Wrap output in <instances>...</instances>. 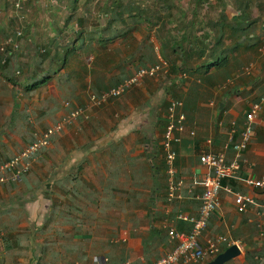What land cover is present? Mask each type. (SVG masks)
Listing matches in <instances>:
<instances>
[{
    "label": "crops",
    "instance_id": "1",
    "mask_svg": "<svg viewBox=\"0 0 264 264\" xmlns=\"http://www.w3.org/2000/svg\"><path fill=\"white\" fill-rule=\"evenodd\" d=\"M185 1L162 4L151 17L127 12L123 19L114 21L108 7L119 0H106L98 11L90 7L72 11L67 16L69 21L49 25L48 34L38 40L26 41L24 32L21 42L32 49L33 55L29 57L24 50L19 63L40 64L28 76L0 67V164L33 142L45 130V124L59 117L62 108L68 111L67 101L71 105L89 104L92 93L118 85L142 66L165 60L162 47L166 45L167 60L177 59L180 67L190 70L173 74L169 85L185 79L166 93L169 105L174 95L180 98L176 100L183 102L187 117V130L177 145L175 162L178 176L185 182L184 198L167 202V165L163 169L153 161L147 168L146 181L131 180L124 193L115 165H102L103 172L110 169L106 182H102V196L93 195L77 174L81 165L72 166L67 175L52 181L37 178L45 171L43 160L48 159V147L44 148L32 173L22 181L0 187V264H150L173 249L175 243L168 235L170 226L178 231L190 230V224L178 219L177 214L197 215L200 209V180L208 172L199 161L200 154L223 152L228 159L234 157L230 133L235 127L234 141L240 139L246 112L264 94V51L253 58L248 55L251 45L264 44V0H211L214 9L210 16L202 13L204 0ZM61 16L63 13L59 12L58 18ZM238 18L253 22V42L241 30L234 31ZM26 20L27 28L30 21ZM50 43L55 46L53 49L61 46L64 50H52L38 57L36 48ZM203 43L210 44L209 50L218 44L225 50L224 59L219 62L220 74H216V62L208 71L215 76L213 79H200L199 66L205 58ZM236 43H242L239 52L233 50ZM169 45L179 46L178 54H173ZM253 68L254 80L249 76ZM158 76H147L139 85L147 100L136 106L146 115L152 109L151 97L160 91ZM251 80H259L263 87H255ZM116 98L104 104L112 101L107 104L110 107ZM167 113H157L142 122L150 128L151 124L161 127L158 121L167 120ZM105 115L115 117L117 112L110 110ZM123 121L113 122L108 129L102 127V152L114 154L117 141L133 131L129 121V127L124 129ZM188 129H194L195 135H190ZM253 129L252 140L240 158V170L223 184L251 195L256 204L240 212L233 194L221 188L220 206L201 237L203 242L207 237L223 234L242 243L240 255L223 264H264V189L247 183L250 178L264 175V105ZM226 248L227 244L221 243L214 256L190 264H206Z\"/></svg>",
    "mask_w": 264,
    "mask_h": 264
},
{
    "label": "rangeland",
    "instance_id": "2",
    "mask_svg": "<svg viewBox=\"0 0 264 264\" xmlns=\"http://www.w3.org/2000/svg\"><path fill=\"white\" fill-rule=\"evenodd\" d=\"M104 1L106 0H80L78 4H74L73 0H38V2L37 0H29L25 2L27 5L25 14H27L28 21L30 22H28L29 29L24 31L26 36L24 38H26V41H28L29 38L35 41L43 36L45 37L49 32L48 26L66 20L67 16L74 10V7L75 11H81L87 7L98 11L100 10V6L102 7ZM107 1L116 3L118 0H115V2H113L114 0ZM170 1L137 0V3H139L137 5L145 9L146 16L151 17L154 11L158 13L159 8L163 7L162 4L166 5ZM180 1L183 3L185 0H179V2ZM14 2L15 0H0V42H4V40H6V34L14 31L15 26L18 24L11 22V13H16L17 11L14 7ZM202 5V13L210 16V11L214 9L212 7L214 4L211 6V0H204ZM59 12L63 13L60 19L58 18ZM50 22H52V24H50ZM34 29H37L36 32ZM18 41L21 47L28 51L29 57H31L33 55L32 49L25 46V43L21 42V39ZM238 49L239 47L234 50L239 52ZM263 51L264 44H254L248 48V55L253 58L254 55L262 53ZM248 66H250V64ZM254 69L256 70V68H253L249 74L252 79L255 76ZM163 75H165L164 78ZM244 76L247 75L245 74ZM253 80H251V83L255 87L261 83H258L259 80L256 82ZM167 81L166 74L163 72L160 73L158 81L156 82L159 87L158 90L160 91L151 97L152 101L150 104L152 109H148L150 114L147 115L146 113H142L143 109L141 107L136 106V104L140 106L144 100H147V97L144 95L145 93L141 90V86L131 87L120 97L116 98L115 102L112 103L110 107H108L107 104H110L112 101L104 104V106H88L86 103L79 102L78 104L80 106L86 108L88 117H79L73 124L66 126L64 130L57 134L51 145L45 150L48 158L47 160H43L44 164H42L43 170L45 171L39 176L36 174L37 178L52 181L67 175L72 166L81 165L82 169L77 174L86 181L85 185L89 187L93 195L102 196V191H105L102 189V182H106L110 172L109 168V170L103 172L102 165H107L111 168L114 165L116 166V170L119 171L118 173L121 175L119 178L122 183L120 188L122 191L121 193L126 192L131 180L137 179L139 181H146L148 177L146 172L149 166L151 168V161L154 163L159 162L158 164L160 167L165 169L166 163H162V160H165V155L161 142L166 123H162L163 126L161 127H156L151 124L152 128H150V126L146 125L142 120H147L149 116H153L157 113L160 115L162 113H167L168 106L165 105L166 101L169 102L167 98L168 94H166L167 90L165 89ZM262 87L263 84L258 86V88ZM174 99L180 98L175 96ZM106 106L109 108V111L112 110L117 112V115L115 117L105 115L109 112L105 109ZM61 111V114L56 120L49 124H45L43 128L46 129V127L58 122L68 112L64 108H62ZM115 119L118 121L124 120V129L129 127L126 125V121H129V124H131L133 128V131L130 132L132 135L129 133L126 138L117 141L114 154L104 153L102 152V132L105 130H102V127L108 129L113 122L116 123L117 120ZM154 134H156V137L153 136ZM136 150H139V152L132 155ZM32 171L33 169L30 172L32 173ZM165 172H167V167ZM79 189L85 190V188ZM117 193L119 192L117 191Z\"/></svg>",
    "mask_w": 264,
    "mask_h": 264
},
{
    "label": "built area",
    "instance_id": "3",
    "mask_svg": "<svg viewBox=\"0 0 264 264\" xmlns=\"http://www.w3.org/2000/svg\"><path fill=\"white\" fill-rule=\"evenodd\" d=\"M21 0H16L14 7L16 10L21 8ZM24 16L19 15L20 24L15 26L14 36L9 37L6 41L0 42V55L7 57L12 49L18 48V38L23 37V21ZM5 62V60H2ZM168 63L161 61L160 63L142 66L134 72V74L118 85L109 90L101 92L99 95L92 93L89 96L88 106H99L107 102L111 98H116L124 94L133 86H139L147 76H157L160 73H167ZM264 105V94L259 101L253 103L251 108L245 114V120L240 130V139L234 141V127L229 136V142L232 143L235 151L234 157L228 159L226 154L203 151L199 156L201 164L205 165L208 172L201 178L200 184L203 191L199 198L201 206L197 215L186 212H179L178 219L187 221L190 224L188 232L178 231L175 227L168 228V235L175 245L171 251L153 261L150 264H190L201 263L206 259L214 256L220 251L221 243H226L227 246L237 244L242 247L239 240L230 239L226 235H217L216 237H207L205 241H201L205 230L207 229L209 220L220 206V191L225 188L234 196L235 205L240 212L247 211L251 205L256 204L255 199L248 194L233 191L228 185L224 186L223 180L228 177H233L240 170V158L243 151L249 146L254 135L253 125L256 120L258 111ZM69 110L66 115L58 122L46 127L36 139L22 150L14 154L9 160L0 164V187L9 182H19L22 176L30 173L39 153L51 145L54 135L60 133L66 126L73 124L79 117H88L86 108L80 105L71 106L70 101L66 102ZM183 102L181 100L171 99L166 115L167 122L164 130L163 139L161 142L162 149L165 155V163L167 165L168 188L166 200L172 204L176 200L184 198V179L178 176L175 166L177 158V145L182 140L183 133L187 130V117L183 111ZM235 124V123H234ZM190 135H195L194 129H188ZM249 185L256 188L264 189V175L260 178H250L247 180ZM192 191V188L189 189ZM98 262V259L96 260ZM122 264H132L130 261H125Z\"/></svg>",
    "mask_w": 264,
    "mask_h": 264
},
{
    "label": "trees",
    "instance_id": "4",
    "mask_svg": "<svg viewBox=\"0 0 264 264\" xmlns=\"http://www.w3.org/2000/svg\"><path fill=\"white\" fill-rule=\"evenodd\" d=\"M27 1H29V0H21V4H22L21 8L19 10H17L16 13H11V22L12 23L15 22V23L20 24V21L18 19L19 18V15H23L25 17L24 18V21L22 23L23 24V30L24 31H25V28L27 26L25 22L27 21L26 19H28L27 14H25L26 13L25 12L26 11V7H27V5L25 4V2H27ZM73 2H74V4H78V2H80V0H73ZM137 4H139V3L134 2L133 0H127L126 2H125V0H119V2L116 3L114 6H112V7L109 6L108 7V10H109V12H111L112 19H114V21L123 19L124 13H127V12L128 13H135V15H138V17H142L143 15H146L145 9H143V7H141V6L137 5ZM74 10H75V7H74ZM242 18L243 17H241V19ZM241 19L238 18L234 22V24H233L234 31L237 32V31H240L241 30L246 35L245 37H247V40H250V42H253V36L250 35L253 32V31H251V26H252L253 22H250V21H248V22H244L243 21L242 22ZM67 21H69V19H67ZM79 22H81L80 21V18H79ZM28 29L29 28L27 27L26 30H28ZM14 35H15L14 34V31H11V33H7L6 34V40L9 37L14 36ZM23 37H24V35H23ZM23 37L18 38L17 40H19V39L22 40ZM6 40H4V41H6ZM240 44H242V43H236V44H234V49L240 47ZM19 45H20V42H19ZM53 47H55V46L52 43H50V45L48 44L46 46H38L36 48L35 53L37 54L38 57L41 58L43 56H46V55L50 54V52H52V50H56L57 52H60V50H64V47H61V46H58L56 49L55 48L53 49ZM168 47H171L172 48V53L173 54H178V48H179V46H177V45H169ZM201 47H202V54H203V56H205V58L202 59V63H200V66H199V71H200V74H201V78L200 79L201 80H202V78H204V79L205 78L206 79H213L215 76H213L212 74H208V71L213 67V65L215 64V62L216 63L222 62V60L224 59L223 54H224L225 50L222 49L221 45H219V44L218 45H215V47H214L215 49L213 48L212 50H209L211 48L210 47V44L203 43L201 45ZM162 49L164 50V51H162V54H163L164 57H166V59L165 60L162 59L161 61H166L168 63V71H167V74H166L168 81H169V79H172L171 76L173 74L178 73L180 70L190 71L189 69H187L186 67H184V65L182 67H180V64H178L177 59L168 58V60H167V57H169V56H168V54L165 51L167 49V46L166 45L165 46L163 45ZM207 49H208V51H207ZM23 54H24V49L20 45L18 48L12 49L11 50V53L7 57H3L2 55H0V67H2V68H6V67L10 68L11 69L10 73H13V74L15 73L14 70H16L17 73L22 74V76L25 73L28 76L29 75V71L37 68V66H39L40 63L37 64V62L35 61L34 62V65H31V63H29V62L28 63L26 62V64L24 63L23 66L20 65L18 58L20 56H22ZM2 60H5V62H3ZM169 61L171 62V64L169 63ZM186 64H187V61H186ZM221 64L222 63H219L218 65H216V67L218 69L216 71V74L217 75L220 74L219 67L221 66ZM24 69H26V71ZM49 70H51V69H49ZM189 74H192V72H190ZM47 77H48V75L46 76V78ZM184 79L185 78H182L181 81L180 80H177V82H175V83L173 82L170 85L167 83L166 90L168 91V89H170V88L178 85L180 82L182 83V81H184ZM170 90H169V92H170ZM173 97H175V95ZM165 105L168 106L169 105V102L166 101L165 102ZM71 106H75V105H71ZM165 121L167 122V120H165V119H159L158 123L159 124L166 123ZM25 175H27V174H25ZM25 175L22 176V178H24ZM67 178L68 177L66 176L65 177V180ZM223 183L224 184L226 183V178L223 180ZM76 190L77 189H75V191ZM66 191H68V190H66ZM66 191H65V193H67ZM246 258H247V256H246Z\"/></svg>",
    "mask_w": 264,
    "mask_h": 264
},
{
    "label": "water",
    "instance_id": "5",
    "mask_svg": "<svg viewBox=\"0 0 264 264\" xmlns=\"http://www.w3.org/2000/svg\"><path fill=\"white\" fill-rule=\"evenodd\" d=\"M241 250L237 244L228 246L224 251L219 253L215 258L208 261L206 264H223L224 262L236 258L240 255Z\"/></svg>",
    "mask_w": 264,
    "mask_h": 264
}]
</instances>
